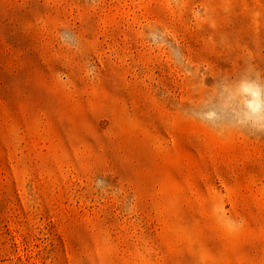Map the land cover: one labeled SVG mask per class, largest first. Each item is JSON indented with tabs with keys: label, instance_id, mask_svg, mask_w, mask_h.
I'll return each instance as SVG.
<instances>
[{
	"label": "rangeland",
	"instance_id": "374dc122",
	"mask_svg": "<svg viewBox=\"0 0 264 264\" xmlns=\"http://www.w3.org/2000/svg\"><path fill=\"white\" fill-rule=\"evenodd\" d=\"M0 264H264V0H0Z\"/></svg>",
	"mask_w": 264,
	"mask_h": 264
}]
</instances>
